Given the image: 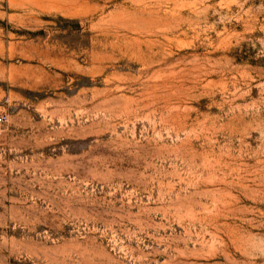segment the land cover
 <instances>
[{"label":"rangeland","instance_id":"rangeland-1","mask_svg":"<svg viewBox=\"0 0 264 264\" xmlns=\"http://www.w3.org/2000/svg\"><path fill=\"white\" fill-rule=\"evenodd\" d=\"M0 264H264V0H0Z\"/></svg>","mask_w":264,"mask_h":264},{"label":"built area","instance_id":"built-area-1","mask_svg":"<svg viewBox=\"0 0 264 264\" xmlns=\"http://www.w3.org/2000/svg\"><path fill=\"white\" fill-rule=\"evenodd\" d=\"M1 120H3V117H2V116H0V121H1Z\"/></svg>","mask_w":264,"mask_h":264}]
</instances>
